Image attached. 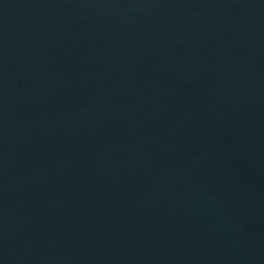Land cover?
<instances>
[{
  "label": "water",
  "instance_id": "1",
  "mask_svg": "<svg viewBox=\"0 0 264 264\" xmlns=\"http://www.w3.org/2000/svg\"><path fill=\"white\" fill-rule=\"evenodd\" d=\"M0 264H264V0H0Z\"/></svg>",
  "mask_w": 264,
  "mask_h": 264
}]
</instances>
